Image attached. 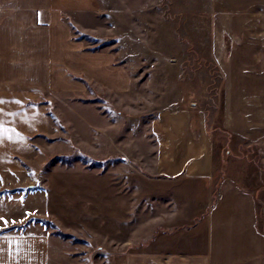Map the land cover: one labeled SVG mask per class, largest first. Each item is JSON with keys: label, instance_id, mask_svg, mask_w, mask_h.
I'll return each instance as SVG.
<instances>
[{"label": "crops", "instance_id": "0c3cea01", "mask_svg": "<svg viewBox=\"0 0 264 264\" xmlns=\"http://www.w3.org/2000/svg\"><path fill=\"white\" fill-rule=\"evenodd\" d=\"M99 9L97 0H0V208L35 203L45 189L25 163L34 140L52 131L51 110H85L96 124L88 106L123 104L130 94L131 74L116 54L74 34L84 31L82 15ZM216 23L223 127L256 149L257 167L217 151L205 113L193 106L154 115L130 157L122 138L111 145L103 133L121 156L110 173L117 183L85 198L108 217L115 206L134 234L147 230L139 239L148 246L127 252L125 264H264V12L222 13ZM52 210L21 208L5 222L3 215L0 264H50L61 239L41 221L57 223Z\"/></svg>", "mask_w": 264, "mask_h": 264}, {"label": "rangeland", "instance_id": "374dc122", "mask_svg": "<svg viewBox=\"0 0 264 264\" xmlns=\"http://www.w3.org/2000/svg\"><path fill=\"white\" fill-rule=\"evenodd\" d=\"M97 2L99 10L82 15L80 28L84 31L80 32L107 44L126 66L132 77L130 94L123 104L106 105L96 100L88 106L98 119L96 124L86 122L85 110L81 113L64 106L51 110L52 131L42 139L34 138L35 153L25 163L35 183L45 189L40 190L35 203L12 208L2 202L0 208V224L3 215L5 222L22 212L21 208L39 211L42 205L44 211L51 207L60 216L57 223L52 217L41 221L47 232L61 239L50 264H125L127 252L148 246L147 241L139 239V235L147 237V230L134 234L133 224L118 220L115 206L109 209L108 217L95 198H85L105 184L117 183V177L110 173L121 165V156L101 140L103 133L104 138L110 133L111 145L122 138L125 156L130 157L137 142L150 135L154 115L166 108L193 106L205 113L217 151L224 157L225 152H232L231 161L241 163L242 168L245 163L251 170L257 167L256 149L223 127L219 95L222 77L213 51L218 17L227 12H264V0ZM91 125L96 127L92 129ZM238 153L249 155L248 161L239 160ZM131 167L124 165L126 169ZM261 211L264 216V207Z\"/></svg>", "mask_w": 264, "mask_h": 264}, {"label": "trees", "instance_id": "16d2710c", "mask_svg": "<svg viewBox=\"0 0 264 264\" xmlns=\"http://www.w3.org/2000/svg\"><path fill=\"white\" fill-rule=\"evenodd\" d=\"M74 31L76 33H78L79 35V39H86L90 42H93V43H97L96 46L93 48V50H98V49H101V48H104L107 46V44L105 43H98V39L96 37H91L89 36L88 34H85V33H81L78 29L74 28ZM59 235H62L63 237L65 238H69L68 235L64 234V233H61L59 232Z\"/></svg>", "mask_w": 264, "mask_h": 264}, {"label": "snow or ice", "instance_id": "6c2138e0", "mask_svg": "<svg viewBox=\"0 0 264 264\" xmlns=\"http://www.w3.org/2000/svg\"><path fill=\"white\" fill-rule=\"evenodd\" d=\"M0 103H3V101H0Z\"/></svg>", "mask_w": 264, "mask_h": 264}]
</instances>
